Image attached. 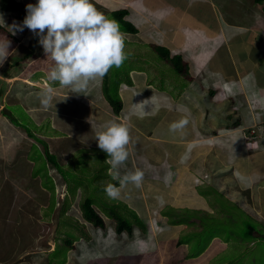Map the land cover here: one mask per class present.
Segmentation results:
<instances>
[{
	"label": "rangeland",
	"instance_id": "1",
	"mask_svg": "<svg viewBox=\"0 0 264 264\" xmlns=\"http://www.w3.org/2000/svg\"><path fill=\"white\" fill-rule=\"evenodd\" d=\"M116 1L109 3L112 9H129L127 18L139 31H126L105 2L101 12L126 33L128 58L108 77L90 82L85 93L47 79L51 56L17 65L16 58L26 54L19 50L0 66V264H210L211 259L264 264V238L249 232L252 224L264 233V109L255 99L223 100L211 90L220 86V75L240 78L255 67L256 47L264 51L259 34L264 3L144 0L152 9L146 18L136 12L143 0H121V6ZM211 6L217 15L210 18ZM225 20L237 34L252 35L237 38L223 31ZM0 26L7 27L5 20ZM152 42L183 55L195 80L183 76ZM32 75L44 77L31 84L25 77ZM48 86L56 94L53 106L44 109L37 93ZM108 93L123 99L118 114ZM168 107L188 115L194 132L188 126L183 135L170 132L159 119L173 114ZM110 120L131 129L121 173L138 168L145 173L139 189L128 184L118 199L105 192L109 183L119 184L96 140ZM151 130L162 144L168 132L176 140L172 145L185 138L190 148L182 144L173 156L159 138L148 136ZM169 170L174 175L165 183ZM85 198L94 201L105 227L85 220ZM118 212L134 223L131 232L117 230L111 216ZM188 254L193 259L186 260Z\"/></svg>",
	"mask_w": 264,
	"mask_h": 264
},
{
	"label": "clouds",
	"instance_id": "2",
	"mask_svg": "<svg viewBox=\"0 0 264 264\" xmlns=\"http://www.w3.org/2000/svg\"><path fill=\"white\" fill-rule=\"evenodd\" d=\"M26 13L22 25L14 23L11 31H23L26 27L39 38L44 53L54 62L47 79L58 82L61 88H70L71 93H85L90 82L102 79L113 67L120 68L128 58L126 33L120 30L118 21L99 11L92 0H37L26 5ZM0 23L4 25L3 13ZM10 45L9 40H0V66L10 55ZM221 86L229 89L227 83ZM227 92V98H234L232 91ZM55 94L56 89L48 86L37 93V99L48 109L53 106ZM189 122L188 115H184L169 125V131L183 135ZM130 132L129 125L110 120L96 134L98 147L107 154L111 166L109 175L119 184L106 186L110 199H118L121 189L128 184L139 189L144 180L145 173L139 168L121 173L129 157ZM173 175L171 170L167 171L165 183L171 182ZM179 241L183 243L181 238Z\"/></svg>",
	"mask_w": 264,
	"mask_h": 264
},
{
	"label": "crops",
	"instance_id": "3",
	"mask_svg": "<svg viewBox=\"0 0 264 264\" xmlns=\"http://www.w3.org/2000/svg\"><path fill=\"white\" fill-rule=\"evenodd\" d=\"M16 1H19L20 3H22L24 5L23 9L25 10L24 11L25 13H26V5L27 4H29V3L35 4L37 2V0H16ZM113 1L114 0H105V1H103V0H94V2H96L99 5V8H97L99 11H103V7H104V5H106L105 2H107L108 6L111 7V10L109 12L114 11L116 9H119L118 7L115 8V9H112V6L109 3H111V2L113 3ZM117 1H119V2H117ZM117 1L116 2L119 5H116V6H121V4L123 2L121 0H117ZM201 1H203V0H198L197 3L198 4H201ZM216 1L219 2L218 0H216ZM141 4H142V10H140V11L136 10V12H139L140 15H143L146 18H150V17H148V14L152 11V9H149L147 7V3L144 0L141 1ZM127 6H129V5H127ZM212 8H213V6H211L210 9L207 10V14L209 15L210 18H211V16H216L217 15L216 14V10L217 9H212ZM129 14H130V12H129ZM198 14H200V13H198ZM4 20H5V23H6V26L7 27H3V26L0 27V36H1L0 40L7 39V40H9L11 42V45H10V48H9L10 55L12 54V52L14 53L15 51H19V50H23V51L26 52V54L24 56H22L21 58H16L19 61V63L17 65H20V64H22L24 62L28 63L29 66L31 64L33 65L34 62L37 59H39L40 57H44V55H46L44 53V50H42L43 47L39 44V42L36 43V45L34 47L33 54H31L28 51V49H31V47L29 46V43H30V38H31L32 33H33L29 29H27L25 27L23 31H18L15 28H13L12 31H11L10 27H12L14 23L17 24V25H22V23H23L22 20H16L14 18H9L8 16H6L4 18ZM8 22H10V23L8 24ZM221 26H224V30L223 31H225L227 33H230L231 35L236 34L237 38H242V37L245 38V37H248V36L252 35V34H250V35L249 34H245V32H244V34H241V35L240 34H237L236 33L237 31L234 30L233 25H230L229 26V23H227L226 20H225L224 25H222V23H221ZM260 30H264V28L263 29L260 28ZM259 34L262 36V39L261 40L263 42L264 41V33H262L260 31ZM38 41H39V39H38ZM259 43H261L260 40H259ZM204 45H206V44L204 43ZM243 47H244V45H243ZM245 48H247V47H245ZM240 50L242 51L241 52L242 55L245 54V52H244L245 50L241 46H240ZM204 52H206V50L203 51V53ZM250 52L251 51H249L247 53L250 54ZM246 57L252 59V56L251 55L248 56V54H247ZM44 58L46 60H51L50 58H48L47 55ZM243 58L244 57L242 56V58L240 59V62H241V65L244 67ZM13 59H14V57H13ZM240 62L238 64V66L240 65ZM253 63L255 65V67L251 68V72L250 73H245V75L240 76V78L235 77L233 74L227 75L226 77H224L223 75H220L219 82L222 83V85L224 83H227V86H228L229 89L220 87L221 84H220L219 87L217 85V88H219V89L213 88L215 90V95L220 94V97L223 98V100H227V99L228 100H233V98H230V97L227 98L226 97V95H229L228 92H227V90H230V91L232 90L234 97H238L240 95V97H242L243 99H245V101L248 100V98L256 99V101H257V103H259L260 107H262L264 109V51H263L262 47H256V60L253 61ZM236 65H237V63H236ZM236 65H235V67H236ZM229 67L231 68L233 66L230 65ZM230 68H228V69H230ZM224 69H227V68H224ZM230 71H231V73H233L232 72L233 71L232 69H230ZM34 75H32V76H26L25 78H28L27 79V82H32V80L37 81L38 79H42L44 77V76H40L38 78H34ZM231 87H232V89H231ZM235 90H236V93H235ZM168 105L169 106H172L171 103L170 104H167V106ZM166 111L169 114V113L173 112L174 110H172L170 107H168L166 109ZM263 112H264V110H263ZM173 114L169 115L168 117L162 116L159 119L166 121V123L168 125H170L172 122L180 119L181 116H182L178 112L177 113H174L173 112ZM178 114H180V116H178ZM193 124L194 123H192V121H190L189 124H188V128L190 130H193V132H194V130H195L196 127H194ZM193 132H190V135L189 136H191ZM148 136L150 138H156V139L159 138L155 134L154 130H151V132H150V134ZM166 136H167V139L164 140V144H162V141H161L160 138H159V140H160L163 148L164 149L166 148L167 149V152H169L170 154H173V156L175 155L176 152L179 151L180 148H182V144H184V147L183 148H186L187 150L190 148L188 144H185V143H187L185 138H180L179 141L176 142L177 143V146H174V145H172V143L174 141H176V140L175 139H172L171 140V134L168 133V132L166 133ZM189 138H187V139H189ZM169 153H167V154H169ZM179 244H180V241H179ZM181 245H186V244L182 243ZM225 246H227L226 243H225ZM161 255H162V253H161ZM185 258H186V260H188L190 258L193 259V257H190L189 256V254Z\"/></svg>",
	"mask_w": 264,
	"mask_h": 264
},
{
	"label": "trees",
	"instance_id": "4",
	"mask_svg": "<svg viewBox=\"0 0 264 264\" xmlns=\"http://www.w3.org/2000/svg\"><path fill=\"white\" fill-rule=\"evenodd\" d=\"M15 2H19V1H16V0H0V13H3V18L13 14V17L16 19H19V20L24 19V13L19 12V10L23 9L24 5L22 3H20V7L15 8V6H14ZM254 2L261 4V3H264V0H254ZM263 11H264V7H263ZM129 12L130 11L126 8H119V9H116L114 11H111V13H113L115 15V17L123 25V27H125L126 31H129L131 33H136L139 31V28L136 26V24L134 22H132L131 20H129L127 18V15L129 14ZM0 25H3V24L0 23ZM38 39L39 38L36 37L32 33V36L30 38V43H29V46L31 47L32 50L28 49V51L31 54H33V52H34V47H35L36 43L38 42ZM151 45L153 46V48H155L158 51L159 54H161L163 56L164 59L168 60L176 69H178L179 72L183 76H185L189 80H192V81L195 80L194 76L191 73L190 64L183 57V55L173 54L170 47L168 45H165V44L152 42ZM106 77H108V74L106 75ZM105 85H106V91L108 92L107 81H106ZM211 90H214V89L212 88ZM107 96H108L110 103L113 106V110L115 111L116 114H118L124 106L123 99L122 98L114 99L112 96H110L109 93L107 94ZM229 115L231 117L233 115V113L230 112ZM12 119H13V117H12ZM238 122H239V120L234 121V123H238ZM17 124H21V123L17 122ZM26 132L30 136L34 135L32 132L28 131V129L26 130ZM207 184H209V183H207ZM214 188L217 190H220L216 186H214ZM95 206L96 205L91 198H85L81 204L83 216L87 222H90L93 225L98 226V227H105L106 221H105L104 217L97 211ZM111 217H112V219H114L116 221L117 230L119 232H123L124 230H128L129 232L132 231L134 223H131V221L127 218L126 215H123V214H121V212H118V213H112ZM173 220H175L176 222H179L180 219L174 218ZM145 229H146V226H145ZM255 230H256V227H254V225L250 224L249 225V232H251V233L254 232V234L260 236V238L263 239L264 233L260 232V231H255ZM67 241L69 242V245L71 244L70 246H72L74 239L68 237ZM225 262L226 261H223V262H220L219 264H224ZM210 264H212V259L210 260ZM214 264H216V262ZM227 264H230V263H227Z\"/></svg>",
	"mask_w": 264,
	"mask_h": 264
},
{
	"label": "water",
	"instance_id": "5",
	"mask_svg": "<svg viewBox=\"0 0 264 264\" xmlns=\"http://www.w3.org/2000/svg\"><path fill=\"white\" fill-rule=\"evenodd\" d=\"M14 6H15V8H19L20 7V3L19 2H15Z\"/></svg>",
	"mask_w": 264,
	"mask_h": 264
},
{
	"label": "bare ground",
	"instance_id": "6",
	"mask_svg": "<svg viewBox=\"0 0 264 264\" xmlns=\"http://www.w3.org/2000/svg\"><path fill=\"white\" fill-rule=\"evenodd\" d=\"M202 6V5H201ZM218 37V36H217ZM223 40V39H222ZM215 43V42H214ZM212 49V48H211ZM194 52V51H193ZM207 55H208V53H207ZM30 83H33V82H30Z\"/></svg>",
	"mask_w": 264,
	"mask_h": 264
},
{
	"label": "built area",
	"instance_id": "7",
	"mask_svg": "<svg viewBox=\"0 0 264 264\" xmlns=\"http://www.w3.org/2000/svg\"><path fill=\"white\" fill-rule=\"evenodd\" d=\"M27 13L24 14V17L26 16Z\"/></svg>",
	"mask_w": 264,
	"mask_h": 264
}]
</instances>
